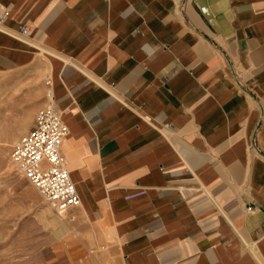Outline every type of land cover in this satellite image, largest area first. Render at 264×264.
Returning <instances> with one entry per match:
<instances>
[{
  "label": "crops",
  "instance_id": "obj_1",
  "mask_svg": "<svg viewBox=\"0 0 264 264\" xmlns=\"http://www.w3.org/2000/svg\"><path fill=\"white\" fill-rule=\"evenodd\" d=\"M3 10L0 66L52 76L77 214L124 264H264V0Z\"/></svg>",
  "mask_w": 264,
  "mask_h": 264
},
{
  "label": "rangeland",
  "instance_id": "obj_2",
  "mask_svg": "<svg viewBox=\"0 0 264 264\" xmlns=\"http://www.w3.org/2000/svg\"><path fill=\"white\" fill-rule=\"evenodd\" d=\"M48 79L53 83L43 66H0V264H124L97 220L63 221L10 162L46 104Z\"/></svg>",
  "mask_w": 264,
  "mask_h": 264
},
{
  "label": "built area",
  "instance_id": "obj_3",
  "mask_svg": "<svg viewBox=\"0 0 264 264\" xmlns=\"http://www.w3.org/2000/svg\"><path fill=\"white\" fill-rule=\"evenodd\" d=\"M7 18L8 11H0V29ZM20 34L22 38H28L31 29L24 25ZM45 87L46 104L38 112L33 129L12 147L10 162L53 211L63 221L72 224L77 220L81 199L62 152L63 142L70 132L56 107L51 80H46Z\"/></svg>",
  "mask_w": 264,
  "mask_h": 264
},
{
  "label": "water",
  "instance_id": "obj_4",
  "mask_svg": "<svg viewBox=\"0 0 264 264\" xmlns=\"http://www.w3.org/2000/svg\"><path fill=\"white\" fill-rule=\"evenodd\" d=\"M254 143H255V140H254ZM255 145V147H256V144H254Z\"/></svg>",
  "mask_w": 264,
  "mask_h": 264
}]
</instances>
